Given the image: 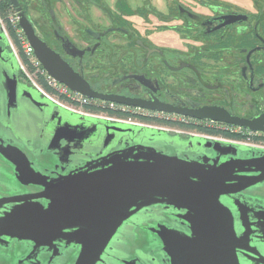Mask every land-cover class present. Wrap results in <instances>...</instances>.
<instances>
[{"label":"water","instance_id":"95a60500","mask_svg":"<svg viewBox=\"0 0 264 264\" xmlns=\"http://www.w3.org/2000/svg\"><path fill=\"white\" fill-rule=\"evenodd\" d=\"M9 1L53 78L117 101L92 92ZM19 69L2 30L0 264H264V148L72 113Z\"/></svg>","mask_w":264,"mask_h":264},{"label":"flooded vegetation","instance_id":"af4514ba","mask_svg":"<svg viewBox=\"0 0 264 264\" xmlns=\"http://www.w3.org/2000/svg\"><path fill=\"white\" fill-rule=\"evenodd\" d=\"M18 1L85 85L117 100L79 95L84 108L183 141H264L249 129L264 126V0Z\"/></svg>","mask_w":264,"mask_h":264},{"label":"built area","instance_id":"2783aa9c","mask_svg":"<svg viewBox=\"0 0 264 264\" xmlns=\"http://www.w3.org/2000/svg\"><path fill=\"white\" fill-rule=\"evenodd\" d=\"M11 21L16 26L17 40H14L8 30V27L0 13V26L6 36L8 37L10 48L16 55L20 70L24 77L39 90L44 96L51 99L55 103L66 107L70 110L77 111L82 114L95 115L111 120L123 121L128 123H138L139 121L134 116H117L105 111L94 112L83 107L76 100L77 96L82 95L71 90L66 84L59 82L53 78L48 71L43 67L34 53V49L25 35L23 29L19 25V16L15 11L10 13ZM43 79L46 85L41 81ZM83 96V95H82ZM207 138H216L210 134L202 133ZM234 142L257 146L264 148V141L255 140L251 135L246 136L240 140H233Z\"/></svg>","mask_w":264,"mask_h":264},{"label":"trees","instance_id":"16d2710c","mask_svg":"<svg viewBox=\"0 0 264 264\" xmlns=\"http://www.w3.org/2000/svg\"><path fill=\"white\" fill-rule=\"evenodd\" d=\"M11 11H14V10L11 7L10 1L0 0V13L8 27L11 37L14 40H17L16 26L15 24H13V22L11 21V17H10ZM41 81L46 85V82L43 79H41Z\"/></svg>","mask_w":264,"mask_h":264},{"label":"rangeland","instance_id":"374dc122","mask_svg":"<svg viewBox=\"0 0 264 264\" xmlns=\"http://www.w3.org/2000/svg\"><path fill=\"white\" fill-rule=\"evenodd\" d=\"M132 1H136V2H137L138 0H132ZM67 2H68V4H66ZM67 2H66V1H64V4H66L67 6H72V7H74V6H73V3H72L71 1H70V2H69V1H67ZM69 3H71L72 5H71V4H69ZM62 12H63V11H62Z\"/></svg>","mask_w":264,"mask_h":264}]
</instances>
